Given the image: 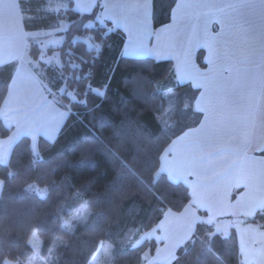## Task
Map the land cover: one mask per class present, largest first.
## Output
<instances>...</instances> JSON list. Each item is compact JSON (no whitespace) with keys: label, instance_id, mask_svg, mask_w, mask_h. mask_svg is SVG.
<instances>
[{"label":"trees","instance_id":"obj_1","mask_svg":"<svg viewBox=\"0 0 264 264\" xmlns=\"http://www.w3.org/2000/svg\"><path fill=\"white\" fill-rule=\"evenodd\" d=\"M176 1L153 0L154 28L170 22ZM20 5L27 31L68 20L62 44L47 51L59 53L61 67L46 68L45 79L55 90L64 85L76 99L62 95L69 111L53 141L40 136L34 153L24 135L8 161L0 163V264H28L34 258L29 244L34 233L41 244L39 257L49 264H95L93 256L106 242L113 247L106 264H142L144 253H155L158 244L147 240L133 247V235L154 229L167 209L180 212L191 200L189 188L159 168L170 142L199 124L192 108L198 93L187 85L174 87V93L159 89L172 71L170 60L122 56L125 34L101 19L100 0L85 14L74 10L73 1L59 13L48 10L46 0ZM40 53L39 43L32 44V57L37 60ZM203 54L197 55L201 67L206 66ZM15 69V63L0 67V108ZM60 71L63 82L55 79ZM172 99L178 100L177 108L167 110L166 125L164 110ZM11 132L0 119V137ZM258 154L264 156V150ZM34 185L46 188V197ZM83 202L89 219L67 224ZM247 222L264 228V208ZM171 264H242L237 234L232 229L222 236L213 225L198 222Z\"/></svg>","mask_w":264,"mask_h":264},{"label":"crops","instance_id":"obj_2","mask_svg":"<svg viewBox=\"0 0 264 264\" xmlns=\"http://www.w3.org/2000/svg\"><path fill=\"white\" fill-rule=\"evenodd\" d=\"M21 1L0 0V67L16 64L9 93L21 76L20 64L39 60L31 55L32 44L41 48L48 36L37 38L47 30H26ZM46 1L51 12L73 1L74 10L85 14L99 0ZM100 1L102 19L125 34L122 56L170 60L172 71L159 89L174 93L187 85L198 93L192 108L199 124L175 137L160 156L159 171L184 183L191 197L182 211H165L151 238L158 244L149 252L153 263L171 264L198 222H247L264 208V156L258 154L264 150V0H177L170 22L158 28L153 0ZM200 50L205 67L197 61Z\"/></svg>","mask_w":264,"mask_h":264},{"label":"rangeland","instance_id":"obj_3","mask_svg":"<svg viewBox=\"0 0 264 264\" xmlns=\"http://www.w3.org/2000/svg\"><path fill=\"white\" fill-rule=\"evenodd\" d=\"M50 9L49 7L48 10ZM66 10L67 9H55L53 11L59 13ZM68 25V20H60L54 28L41 32L37 38L43 37L44 34L48 36L47 39L43 37L41 40L39 60L35 61L36 63L24 62L20 64L21 70L19 69V75L21 76L15 79L11 86L10 93L8 92L9 94L0 108V119L6 127L12 130L9 137H0V163H6L8 161L14 144L22 136L27 135L30 137L32 149L34 153H38V138L42 136L49 141H53L61 130L69 111L62 95L66 93L72 100L76 98L73 92L65 89L64 85L58 90L53 89L51 84L45 79L44 66L49 62L50 66L53 68L60 69L61 61L59 53L55 52L53 54H48L47 51L48 48H56L62 44L64 32L67 30ZM84 40L90 47H96V44L90 39L87 38ZM55 79L62 82L64 81V76L61 71L59 74L55 75ZM175 102L177 103L178 100L175 101V99H172L170 104L167 103L164 110L166 119L164 124L166 125L169 123L170 115L167 110L173 112V109L175 110V108H177ZM183 107L186 108L187 105H183ZM259 119L261 124L264 125V94L260 105ZM2 186L3 182L0 180V193ZM34 189L41 197H46V188H40L34 185ZM90 213L86 202H83L66 223L75 224L85 222L89 219ZM243 220L244 218L241 217L235 218L234 221L221 220L214 224L205 220L201 222L213 225L216 232L222 236H228L232 229L235 230L239 241L242 264H264V229L257 224L247 223ZM152 230L153 231L150 230L151 232L135 233L129 242L130 245L136 247L144 241L154 240L151 238L155 237L156 233L154 229ZM29 244L34 249V258L28 264H49L47 260H43V258L41 259L39 257L41 244L37 241L35 233L30 237ZM112 251L113 247L110 243H102L93 256L92 262L95 264H106L105 261L111 256ZM147 251V253H144L142 264H154L153 256L150 255L149 250ZM10 264L15 263L12 262Z\"/></svg>","mask_w":264,"mask_h":264}]
</instances>
